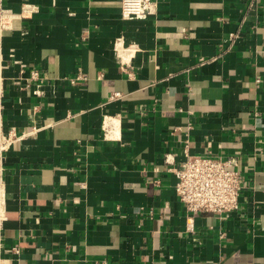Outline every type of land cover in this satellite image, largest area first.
I'll return each instance as SVG.
<instances>
[{
	"label": "crops",
	"instance_id": "1",
	"mask_svg": "<svg viewBox=\"0 0 264 264\" xmlns=\"http://www.w3.org/2000/svg\"><path fill=\"white\" fill-rule=\"evenodd\" d=\"M121 2L0 0V131L18 136L0 163V259L264 264V0H157L143 18ZM187 142L240 157L238 210L186 209L172 168Z\"/></svg>",
	"mask_w": 264,
	"mask_h": 264
},
{
	"label": "built area",
	"instance_id": "2",
	"mask_svg": "<svg viewBox=\"0 0 264 264\" xmlns=\"http://www.w3.org/2000/svg\"><path fill=\"white\" fill-rule=\"evenodd\" d=\"M157 5V0H122L121 10L126 18H143L156 14ZM38 9L36 5L26 4L20 15L26 16L29 12H36ZM9 13L0 6V32L6 27ZM235 36L237 34H231V37ZM123 51V48L120 49V52ZM121 95V92H114L109 98L115 99ZM116 125L118 126L116 117L105 116L103 131L106 139L118 138L114 130ZM17 137L14 131L7 133L0 131V144L3 147L0 163L3 151ZM191 148V144L187 142L183 149L184 160L179 166L172 168L177 179L175 192L186 209L191 213L210 212L218 215L238 210L245 187L239 168L240 157L236 155L223 157L213 153L199 154L192 152ZM166 161L172 162L170 155L166 156ZM193 228V223L190 222L188 230L193 231ZM0 264H4L1 259Z\"/></svg>",
	"mask_w": 264,
	"mask_h": 264
},
{
	"label": "bare ground",
	"instance_id": "3",
	"mask_svg": "<svg viewBox=\"0 0 264 264\" xmlns=\"http://www.w3.org/2000/svg\"><path fill=\"white\" fill-rule=\"evenodd\" d=\"M109 122V121H108ZM107 122V123H108ZM3 147H2V145L0 144V153H1V149H2ZM2 189L0 188V211H1V193H2V191H1Z\"/></svg>",
	"mask_w": 264,
	"mask_h": 264
}]
</instances>
